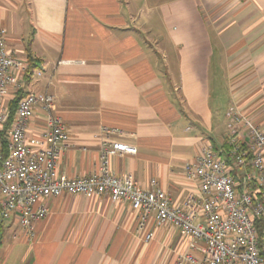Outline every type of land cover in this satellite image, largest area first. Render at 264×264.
<instances>
[{
	"label": "crops",
	"instance_id": "1",
	"mask_svg": "<svg viewBox=\"0 0 264 264\" xmlns=\"http://www.w3.org/2000/svg\"><path fill=\"white\" fill-rule=\"evenodd\" d=\"M0 26L19 58L41 60L22 92L54 95L69 177L98 167V134L116 127L138 150L111 155V173L180 204L199 189L186 163L226 146L231 106L264 130V0H0ZM45 126L36 109L29 141ZM48 206L33 239L17 213L0 218V264H175L194 250L152 215L139 228L138 211L109 195L65 192Z\"/></svg>",
	"mask_w": 264,
	"mask_h": 264
},
{
	"label": "built area",
	"instance_id": "2",
	"mask_svg": "<svg viewBox=\"0 0 264 264\" xmlns=\"http://www.w3.org/2000/svg\"><path fill=\"white\" fill-rule=\"evenodd\" d=\"M6 33L0 26V218L17 213L22 232L33 239L36 221L49 211L48 198L65 192L109 195L138 211L139 228L152 215L158 226L177 227L189 237L194 250L175 264H264V226H256L264 217V130L255 120L236 106L227 110V148L204 144L186 163V175L198 181L199 189L180 204L160 187L144 189L131 174L111 173V155L138 150L120 138L116 127L103 126L98 134L95 170L77 177L59 173L58 160L70 145V134L53 113L55 97L48 91L28 92L18 100L3 157L1 133L11 116L6 101L22 90L28 67L8 48ZM36 109L43 112L46 126L32 143L27 135Z\"/></svg>",
	"mask_w": 264,
	"mask_h": 264
},
{
	"label": "trees",
	"instance_id": "3",
	"mask_svg": "<svg viewBox=\"0 0 264 264\" xmlns=\"http://www.w3.org/2000/svg\"><path fill=\"white\" fill-rule=\"evenodd\" d=\"M26 61L28 63V67H27L26 72H25V78H26V80H28L34 74L35 70L40 68L41 60L39 58L35 57L31 53L30 49H28ZM24 94L25 93H23L22 90H21L19 93H17L16 97L9 102V107L11 109V116H10L9 121L5 125L2 133H1L2 142H3V157H5L7 155V152H8V150H7V140H8L7 135H8V133L7 132H8V129H9L10 125H11V122L13 121L18 100ZM226 148H227V146H226ZM256 226L259 229H261V227L264 226V217L257 221Z\"/></svg>",
	"mask_w": 264,
	"mask_h": 264
}]
</instances>
